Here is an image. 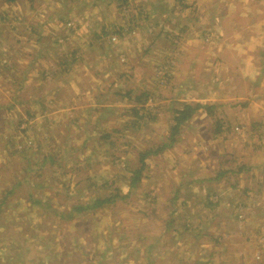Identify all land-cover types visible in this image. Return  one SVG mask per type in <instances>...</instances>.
Segmentation results:
<instances>
[{
  "label": "rangeland",
  "instance_id": "obj_1",
  "mask_svg": "<svg viewBox=\"0 0 264 264\" xmlns=\"http://www.w3.org/2000/svg\"><path fill=\"white\" fill-rule=\"evenodd\" d=\"M222 3L0 2V264H264V16L230 53Z\"/></svg>",
  "mask_w": 264,
  "mask_h": 264
},
{
  "label": "crops",
  "instance_id": "obj_2",
  "mask_svg": "<svg viewBox=\"0 0 264 264\" xmlns=\"http://www.w3.org/2000/svg\"><path fill=\"white\" fill-rule=\"evenodd\" d=\"M209 1H211V0H209ZM214 1H216V0H214ZM226 1L227 0H224V3H226V8L225 9L227 10L226 11L227 13L224 12V14H223L224 17L226 15H228V14L229 15L231 14V10H230L231 8H236L237 11H239L241 9V15L244 18V21L240 20V22H239V20L234 19V17L232 15L229 16L228 19H225L224 17L221 16L223 18V24L221 23L222 26L220 27V31H221V33L224 36V43L226 44V46H227L228 50L230 51V53H232V51L236 50L237 48H239V47H241L243 45L251 44V40L250 39L252 38V36L250 35L251 34L250 31L251 30L256 31L257 25L260 26V22L257 21V20H261L262 17L264 16V7L259 4V2H261L262 0H244L245 2H247L244 5L236 4L235 3L236 1L235 2H231V3L228 2V1L226 2ZM221 2H222V0H221ZM224 3H222V4H224ZM217 7L219 9H222V7L220 5H217ZM219 11H221V10H219ZM245 18H247V23H248L247 25L245 23ZM224 23H226V24H224ZM249 24H252L254 26H250ZM227 35L229 36V40L228 41H227ZM228 56H231V54L228 53ZM242 170H245V168H242ZM236 174H238V173H236ZM221 175L222 174H220V173L218 174V176L216 178L218 181H219ZM239 175H241V173H239L237 176H239ZM215 181L216 180H214V179L209 180V182H215ZM240 184H242V183H240ZM234 186H236V185H234ZM259 193L260 192H256V196ZM235 199H237V198H235ZM213 202H216V201H213ZM213 205L214 204L211 205L212 206L211 210H213V211H211V213H216L218 211L220 205H218L216 209L214 208ZM232 208H233V211H234V206ZM256 208H257L256 210L258 211V214L256 216L258 217V216H260L259 213H261L262 209H264L263 202H260L259 204H257ZM200 212L203 213V215H204L206 212H209V211H206V210L202 209ZM247 212H248V210H247ZM223 213H224L223 216H217V214H215V216L213 214L205 216L206 217L204 219L205 221H200V223H202L201 224L202 228L207 229L206 227L211 225L207 229L208 232H215L216 225L219 226V230H222V231L223 230H229V228L232 229L233 224L230 221H227L228 219L232 218V217L227 218V215L230 216L231 212L228 211V209H225V211ZM243 213H244V210H243ZM196 220H197V218H196ZM207 234H212V235L209 236L210 240H214L215 239V236H214L213 233H207Z\"/></svg>",
  "mask_w": 264,
  "mask_h": 264
},
{
  "label": "trees",
  "instance_id": "obj_3",
  "mask_svg": "<svg viewBox=\"0 0 264 264\" xmlns=\"http://www.w3.org/2000/svg\"><path fill=\"white\" fill-rule=\"evenodd\" d=\"M1 3H5V4H10V5H14L17 4L19 2V0H0ZM206 107V106H205ZM201 105H184L183 109H181L180 111H178L175 117V125H173V127L171 128V134H170V143H166L164 144L162 147H160L159 149L155 150V151H145V152H141L139 154V158L138 161L140 163V168L136 171L133 172V179H132V183H131V187H136V184L140 182L141 177H142V171L145 169L146 167V161L148 158H150V156L152 155H158L159 153L163 152L164 150H166L167 148L172 147L176 141H177V136L180 133V129L181 127L188 121H190V119L193 117V115L195 113L198 112L199 109H201ZM209 111V115H213V111H214V107L212 106H207L206 107ZM137 114V112H136ZM106 202V201H105ZM102 204V202H101ZM97 206L99 205H94L93 207L97 208ZM80 208L79 210H87V208Z\"/></svg>",
  "mask_w": 264,
  "mask_h": 264
}]
</instances>
